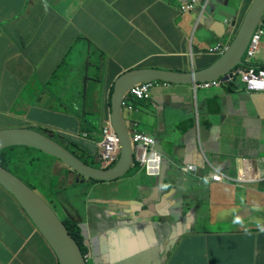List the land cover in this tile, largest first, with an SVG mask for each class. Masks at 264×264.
<instances>
[{
    "label": "crops",
    "instance_id": "crops-1",
    "mask_svg": "<svg viewBox=\"0 0 264 264\" xmlns=\"http://www.w3.org/2000/svg\"><path fill=\"white\" fill-rule=\"evenodd\" d=\"M186 1L0 0V131L50 130L83 163L107 170L95 155L116 79L137 68H206L253 2L210 0L202 15L182 14ZM261 40L244 70L264 66ZM132 98L124 117L155 139L158 177L135 162L119 180L82 183L47 157L59 180L47 185L56 195L49 205L81 229L88 264H264V92L235 82L208 90L159 82L150 99ZM39 152L1 153L27 184ZM0 264H59L1 186Z\"/></svg>",
    "mask_w": 264,
    "mask_h": 264
},
{
    "label": "water",
    "instance_id": "water-1",
    "mask_svg": "<svg viewBox=\"0 0 264 264\" xmlns=\"http://www.w3.org/2000/svg\"><path fill=\"white\" fill-rule=\"evenodd\" d=\"M210 6V3L208 7ZM208 9V8H207ZM207 11V10H206ZM264 25V0H253L235 37L220 57L204 69L187 73L137 68L123 73L113 83L109 122L120 139L116 165L107 170L92 168L51 137L30 129L0 131V153L14 147L34 149L56 159L75 176L76 181L113 182L124 177L134 165V121L124 117L123 101L128 91L139 83L164 82L196 85L211 81L226 82L231 72L244 64V55L252 35ZM0 186L17 201L37 231L44 238L59 264H86L85 257L55 211L35 190L0 165Z\"/></svg>",
    "mask_w": 264,
    "mask_h": 264
},
{
    "label": "built area",
    "instance_id": "built-area-1",
    "mask_svg": "<svg viewBox=\"0 0 264 264\" xmlns=\"http://www.w3.org/2000/svg\"><path fill=\"white\" fill-rule=\"evenodd\" d=\"M210 0H189L180 6L182 13H188L194 10H199L200 13L205 12L209 5ZM264 36V26H259L255 33L252 35L251 41L246 50V60H250L254 57L259 50V43ZM221 44H217L210 52H221ZM250 58V59H249ZM231 81L237 78L246 85L248 91L264 92V72L256 74L253 70L246 71L244 69H238L231 73ZM159 82H145L134 85L125 97L122 105L123 108L132 111L133 108L128 102V96L134 97L139 100H148L151 98V90L158 85ZM223 85L220 81H211L207 83L195 85V89H217ZM100 140L97 142L98 151L95 155L96 162L100 164L102 168L109 169L116 165L120 155V139L117 136L113 126L109 121L103 123L99 129ZM83 138H87V134L83 135ZM132 142L134 146V162L144 170L149 176L158 177L161 172V164L163 160L162 153L157 148L155 139L150 135L134 131L132 135ZM196 167L193 165H186L183 171H194ZM216 179L218 177H215ZM85 262L88 264V257L85 256Z\"/></svg>",
    "mask_w": 264,
    "mask_h": 264
},
{
    "label": "rangeland",
    "instance_id": "rangeland-1",
    "mask_svg": "<svg viewBox=\"0 0 264 264\" xmlns=\"http://www.w3.org/2000/svg\"><path fill=\"white\" fill-rule=\"evenodd\" d=\"M263 40V39H262ZM261 40V41H262ZM260 41V45H261V42ZM35 132H38L42 135H45V136H48V137H51L50 136V133L51 131L48 130L45 132H41V131H35ZM52 138V137H51ZM53 139V138H52ZM18 148V147H17ZM27 150H30L29 148H26ZM7 151V150H5ZM33 155H36L38 156V162L37 160H33V159H30V164L27 166V169H26V173L29 175L28 179L27 180V185L29 187H34L35 189H39L37 191V194L45 201L47 202L48 204L53 200H56L55 198V194L53 193V188L58 185V178L56 179V177L52 176L51 174V168H50V165H51V159H48L46 155L42 154V153H33ZM25 156H27V153H25ZM17 159V163L20 161V158H13V160H16ZM49 160V162H48ZM48 163V169L46 168V164ZM19 169V168H17ZM47 170V172H46ZM46 176V177H44ZM49 184H52L54 185L53 188L51 189L49 186L47 187V185ZM55 211V210H54ZM61 217L64 219L65 217L63 215H61Z\"/></svg>",
    "mask_w": 264,
    "mask_h": 264
},
{
    "label": "trees",
    "instance_id": "trees-1",
    "mask_svg": "<svg viewBox=\"0 0 264 264\" xmlns=\"http://www.w3.org/2000/svg\"><path fill=\"white\" fill-rule=\"evenodd\" d=\"M218 59V58H217ZM216 59V60H217ZM250 59V58H249ZM252 59V58H251ZM250 59V60H251ZM250 60H245L244 64L241 66L242 69H244V67H248L251 68L250 65H247V63ZM256 74L260 73V72H264V66L260 67V68H256L255 70H253ZM112 88H113V84L111 86L110 89V93H109V99L112 93ZM132 99H136V98H132ZM139 100V99H136ZM142 101V100H139ZM10 150V149H9ZM73 155H75L73 152H71ZM7 153H0V165L7 169L9 172L11 171L9 164H10V159L6 157ZM76 156V155H75ZM77 157V156H76ZM78 158V157H77ZM87 165V164H86ZM63 224L65 225L67 231L69 232V234L73 237V239L75 240V242L77 243V245L79 246L82 254L85 256L87 254V249L84 246V240H83V236H82V232L81 229L78 228L76 225H74L71 222H66L64 221Z\"/></svg>",
    "mask_w": 264,
    "mask_h": 264
},
{
    "label": "clouds",
    "instance_id": "clouds-1",
    "mask_svg": "<svg viewBox=\"0 0 264 264\" xmlns=\"http://www.w3.org/2000/svg\"><path fill=\"white\" fill-rule=\"evenodd\" d=\"M209 3H210V1H209ZM182 4H184V3H182ZM182 4H181V5H182ZM181 5H180V6H181ZM180 6H179V8H180ZM207 8H208V7H207ZM179 10H180V9H179ZM206 10H207V9H206ZM206 10H205V11H206ZM195 11H199V10L196 9V10L191 11V12H195ZM180 12H181V11H180ZM181 13H182V12H181ZM188 13H189V12H188ZM203 13H204V12H203ZM203 13H202V15H203ZM182 14H186V13H182ZM259 26H264V25L261 24V25H259ZM259 26H258V28H259ZM256 30H257V29H256ZM254 33H255V32H254ZM251 38H252V37H251ZM250 41H251V40H250ZM249 43H250V42H249ZM221 48H222V47H221ZM247 48H248V47H247ZM224 49H225V48H222V51H221V52H218L219 54H218V57H217V58L220 57V55L223 53ZM246 50H247V49H246ZM245 53H246V52H245ZM243 59H244V62H245V60H246V56H245V55H244V58H243ZM241 66H242V65L237 66L232 72L237 71L238 69H242ZM232 72H231V73H232ZM157 82H158V81H157ZM159 82H160V81H159ZM233 82H235V83H239V84L242 83L238 78H237L236 80H232V81L229 79V80H227L226 82H222V83H223V84H228V83H233ZM243 84H244V83H243ZM244 85H245V84H244ZM245 88H246V85H245ZM246 89H247V88H246ZM134 165H135V162H134ZM134 165H133V166H134ZM109 169H110V168H109ZM215 180L218 181V180H220V178H219V177H218L217 179L215 178Z\"/></svg>",
    "mask_w": 264,
    "mask_h": 264
},
{
    "label": "flooded vegetation",
    "instance_id": "flooded-vegetation-1",
    "mask_svg": "<svg viewBox=\"0 0 264 264\" xmlns=\"http://www.w3.org/2000/svg\"><path fill=\"white\" fill-rule=\"evenodd\" d=\"M85 256H86V255H85ZM85 256H84V257H85Z\"/></svg>",
    "mask_w": 264,
    "mask_h": 264
}]
</instances>
